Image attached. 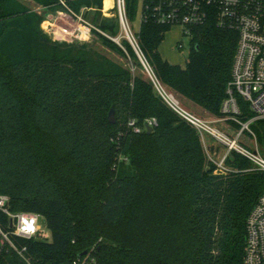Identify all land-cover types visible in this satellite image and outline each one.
<instances>
[{
	"label": "trees",
	"instance_id": "16d2710c",
	"mask_svg": "<svg viewBox=\"0 0 264 264\" xmlns=\"http://www.w3.org/2000/svg\"><path fill=\"white\" fill-rule=\"evenodd\" d=\"M34 1L73 11L93 4ZM125 2L134 16L140 0ZM45 15L18 0H0V193L10 197L13 211L44 215L51 240L20 241L35 263L73 264L93 249L96 264H245L247 219L264 193V172L231 151L226 165L234 170L215 174L218 166L206 164L199 132L163 100L150 77L132 74L86 44L53 41L41 29ZM95 23L115 29L106 19ZM169 30L143 22L140 52L166 88L219 112L238 33L213 19L194 27L182 67L161 56ZM122 43L142 68L131 44ZM239 101L243 118L251 117L248 103ZM150 117L158 120L151 133L128 126ZM251 128L264 148V119ZM0 264L23 263L4 251Z\"/></svg>",
	"mask_w": 264,
	"mask_h": 264
},
{
	"label": "built area",
	"instance_id": "2783aa9c",
	"mask_svg": "<svg viewBox=\"0 0 264 264\" xmlns=\"http://www.w3.org/2000/svg\"><path fill=\"white\" fill-rule=\"evenodd\" d=\"M61 2L65 4L63 0ZM142 23L152 20L158 24L178 27L182 36L193 38V28L213 19L221 29L235 30L238 44L232 66V77L228 82L226 94L221 105V112L228 119L240 125L237 137L245 132L256 136L251 124L264 119V0H140ZM120 23L127 38L134 47L145 70L163 100L183 119L189 122L202 136L211 134L245 156L252 164L251 170L264 172V156L257 150L240 147L237 140L229 139L221 131L183 108L176 95L166 88L156 77L152 67L140 52L136 35H134L127 18L125 0H117ZM69 10V9H68ZM87 34L93 30L100 31L91 22L79 17ZM82 30V28H81ZM101 32V31H100ZM104 33V32H102ZM105 34V33H104ZM183 43L178 44L181 49ZM239 97L243 98L253 115L244 119V109ZM158 125L155 117L146 118L143 125L136 119L128 123L135 133L154 129ZM127 159V158H121ZM222 161L218 169H226ZM51 231L43 214L34 211H13L10 197L0 193V254L4 251L14 252L23 264H36L28 247L21 240L50 241ZM73 264H96L93 249L79 256ZM245 264H264V193L251 210L247 219V246Z\"/></svg>",
	"mask_w": 264,
	"mask_h": 264
},
{
	"label": "rangeland",
	"instance_id": "374dc122",
	"mask_svg": "<svg viewBox=\"0 0 264 264\" xmlns=\"http://www.w3.org/2000/svg\"><path fill=\"white\" fill-rule=\"evenodd\" d=\"M18 1L25 4L33 11L46 13L41 23V29L53 41L76 45L86 44L89 49H92L100 55L105 56L111 62L130 68L132 74H141L145 77H150L141 63L138 55L137 57L142 64V68L134 65L131 56L123 47V40H127L130 44L131 42L127 38V35L120 23L117 0L115 5L114 0H103L101 7L94 5L95 0H93L92 6L84 5L80 7L78 11H73L72 9L56 10L55 7H44L34 0ZM85 14L87 18L84 17ZM79 17L91 22L96 27L97 24L95 22H102L106 19L115 24V29L106 31L99 28L101 32L93 30L91 34L85 35L81 30L83 26L79 21ZM127 18L134 35H136V38L138 39L137 34L139 33L142 24L141 2L138 3L135 15L131 17L127 15ZM105 38L110 40V42L106 41ZM180 42L183 43V47L181 49L178 48V44ZM115 45L120 49L116 48ZM190 50L191 39L188 36H182L180 34L179 28L176 26L172 27L166 33L165 39L160 45L161 56L170 64L180 65L182 67H184L186 64ZM171 91L179 99L180 105L183 108L208 121L213 126V128L221 131L229 139L237 140V144L240 147L248 150L258 149V151L264 156V148H262L259 144L257 136H253L249 132H245V134L238 138L237 135L241 127H236L233 121L228 119L227 116L221 112V109L219 112H213L206 107L177 94L175 91ZM198 136L206 156V164H209L210 162L211 164H215L219 167L220 163L224 161L223 165L226 169H218L215 174L226 176L229 171L234 170L233 166L226 165V157L231 151L237 152L235 149H230L227 144L211 134H205V136H202L198 133ZM121 158L124 157L121 156L120 159ZM251 167L252 164L250 165V168Z\"/></svg>",
	"mask_w": 264,
	"mask_h": 264
},
{
	"label": "water",
	"instance_id": "95a60500",
	"mask_svg": "<svg viewBox=\"0 0 264 264\" xmlns=\"http://www.w3.org/2000/svg\"><path fill=\"white\" fill-rule=\"evenodd\" d=\"M109 122L114 124L116 122V116H115V108L112 106L110 112H109ZM153 131L152 127L148 126L146 132L151 133ZM87 253V250L81 253V255H84Z\"/></svg>",
	"mask_w": 264,
	"mask_h": 264
},
{
	"label": "bare ground",
	"instance_id": "6f19581e",
	"mask_svg": "<svg viewBox=\"0 0 264 264\" xmlns=\"http://www.w3.org/2000/svg\"><path fill=\"white\" fill-rule=\"evenodd\" d=\"M82 31H83V33H84L85 35L87 34L85 28H83V27H82Z\"/></svg>",
	"mask_w": 264,
	"mask_h": 264
},
{
	"label": "crops",
	"instance_id": "0c3cea01",
	"mask_svg": "<svg viewBox=\"0 0 264 264\" xmlns=\"http://www.w3.org/2000/svg\"><path fill=\"white\" fill-rule=\"evenodd\" d=\"M105 1V0H104ZM115 3H116V0H114V5H115Z\"/></svg>",
	"mask_w": 264,
	"mask_h": 264
}]
</instances>
